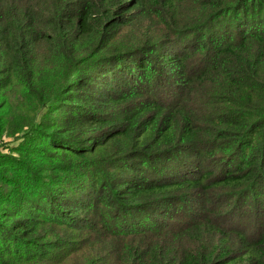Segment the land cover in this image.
<instances>
[{"label": "trees", "instance_id": "trees-1", "mask_svg": "<svg viewBox=\"0 0 264 264\" xmlns=\"http://www.w3.org/2000/svg\"><path fill=\"white\" fill-rule=\"evenodd\" d=\"M11 85L108 168L48 190L0 159V264L48 260L45 224L88 239L60 264H264V0H0Z\"/></svg>", "mask_w": 264, "mask_h": 264}, {"label": "rangeland", "instance_id": "rangeland-1", "mask_svg": "<svg viewBox=\"0 0 264 264\" xmlns=\"http://www.w3.org/2000/svg\"><path fill=\"white\" fill-rule=\"evenodd\" d=\"M2 91L4 100L0 102L1 161L5 162V159H7L9 160L8 164L16 165L12 159H18V169H28L29 172L27 173H30L29 179H36V183L39 182L41 186L48 190L54 187L53 181L54 183H64L70 179L74 173L78 172L80 166H85L84 171L94 175L98 171L107 170L108 166L104 162H99L97 168L93 167L95 164L94 151L96 150L92 142L84 146L76 145L74 142H71L70 138L72 139L73 136L69 132H60L65 126L64 121L59 116L62 110L56 109L57 103H51L48 108L37 102L35 106H32L29 100H25L21 96L22 91L20 88L14 85L4 86ZM42 128L45 129L43 133ZM84 155L85 157L82 159L81 157ZM6 156L9 158H5ZM19 173V170H16V174L9 175V178L5 182L4 180L0 181V191L5 189L7 197H11L12 199H19L23 195L20 190L22 187V177L18 178ZM46 178L50 181L44 182L43 180ZM9 179L10 181L8 182ZM7 185L9 186L7 187ZM33 196L34 198H38L36 195ZM29 197L32 198V196ZM231 205L229 202L226 207ZM239 207L245 213L246 218H248V215L254 213L253 202H246L245 205L243 202H240ZM85 216L93 220V215ZM246 224L254 223L247 220ZM66 232V229L64 232H60L59 228L52 224L41 226L33 240L40 244L38 248L44 250L43 254L48 260L39 264H60L64 262L62 259L63 252L57 253L58 249L67 250L72 247H82L88 242V239L84 235L78 237V231H68L67 233H69L70 238L63 235ZM59 240H62L64 245L62 243L54 245ZM7 247L4 246L2 249L6 252L3 259L8 262L15 257V254L10 253ZM45 251L52 252L45 253ZM40 257L41 253L38 257L34 253L28 259Z\"/></svg>", "mask_w": 264, "mask_h": 264}]
</instances>
